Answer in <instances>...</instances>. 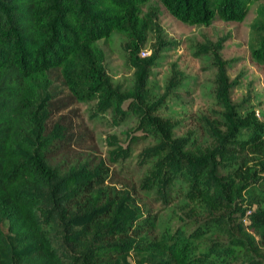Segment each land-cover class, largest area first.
<instances>
[{"label":"trees","instance_id":"obj_1","mask_svg":"<svg viewBox=\"0 0 264 264\" xmlns=\"http://www.w3.org/2000/svg\"><path fill=\"white\" fill-rule=\"evenodd\" d=\"M149 1L0 0V264H264V125L231 104L217 53L221 113L203 118L207 141L187 136L186 144L169 121L143 113L153 60L138 54L155 26L154 11L143 10ZM156 1L183 24L208 26L241 22L260 0ZM113 32L134 70L138 100L127 108L140 111V128L157 140L140 158L156 157L158 167L141 187L151 180L166 199L178 177L191 203L163 236L133 186L113 180L101 159L70 152L81 134L66 114L56 116L89 101L122 115L127 98L112 88L96 43L109 45ZM251 56L264 61V36ZM60 155L70 158L56 162Z\"/></svg>","mask_w":264,"mask_h":264},{"label":"rangeland","instance_id":"obj_2","mask_svg":"<svg viewBox=\"0 0 264 264\" xmlns=\"http://www.w3.org/2000/svg\"><path fill=\"white\" fill-rule=\"evenodd\" d=\"M143 10L154 11L155 15L154 29L138 54L140 58L152 56L153 60L143 98L138 100L132 93L134 70L123 48L125 40L113 32L109 45L101 40L96 43L103 51V69L112 88L127 98L119 107L122 115L98 101H89L71 102L56 116L66 114L75 132L81 134L70 152L93 161L101 159L113 180L123 183L129 191L133 186L139 206L157 214L155 234L163 236L177 227V218H185L183 211L191 205L188 191L178 177L170 183L166 199L159 195L154 183L150 184L151 180L141 187L149 171L156 172L158 167L156 157L140 158L157 140L140 128V111L128 109L127 105L138 100L143 113L169 121L172 135L185 137L186 144L187 136L189 142L207 141L200 129L203 118L218 120L221 113L215 100L213 55L217 53L225 63L231 104L240 117L251 113L264 125V61L251 56V50L264 36V0L253 3L241 22L214 20L208 26L183 24L156 0L146 3ZM62 157L70 158L60 155L56 162Z\"/></svg>","mask_w":264,"mask_h":264}]
</instances>
